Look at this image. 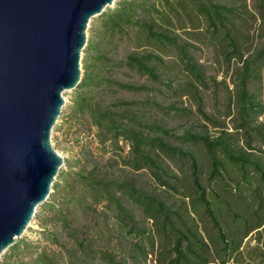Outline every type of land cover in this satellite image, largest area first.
I'll use <instances>...</instances> for the list:
<instances>
[{
  "label": "trees",
  "instance_id": "1",
  "mask_svg": "<svg viewBox=\"0 0 264 264\" xmlns=\"http://www.w3.org/2000/svg\"><path fill=\"white\" fill-rule=\"evenodd\" d=\"M258 5L264 22V0ZM99 21V44L133 39L136 51L115 62L99 53L98 45L90 46L67 123L96 129L99 143L106 148L110 142L120 161L111 157L102 167L92 157L78 170L68 167L61 172L42 206L46 214L40 223L41 241L19 239L4 263L264 264L263 151L254 159L255 139L264 147V131L251 125L264 108L248 90L264 68V42L245 58L257 21L247 0H122ZM196 45L214 47L221 66L231 69L236 64L231 71L237 90L229 94L224 118L205 110L204 95L212 88L218 94L223 83L209 77L196 61ZM174 52L177 60L168 63L166 57ZM124 66L152 82L179 69L186 83L177 91L193 101L196 113L175 105L168 111L195 115L204 131L174 135L180 140L175 144L168 140L172 132L161 123H147L148 108L135 102L106 104L115 89L147 90L113 79L114 70ZM143 105L162 107L155 101ZM204 152L207 172L200 165ZM119 163L134 174L146 170L156 187L146 190L134 177L119 180L109 172ZM250 189L253 202L247 205L243 194ZM135 209L142 215L140 222ZM80 214L89 217V223ZM62 234L69 236L71 247L61 240Z\"/></svg>",
  "mask_w": 264,
  "mask_h": 264
},
{
  "label": "water",
  "instance_id": "2",
  "mask_svg": "<svg viewBox=\"0 0 264 264\" xmlns=\"http://www.w3.org/2000/svg\"><path fill=\"white\" fill-rule=\"evenodd\" d=\"M122 0H0V260L65 165L53 133L82 82L91 22Z\"/></svg>",
  "mask_w": 264,
  "mask_h": 264
},
{
  "label": "rangeland",
  "instance_id": "3",
  "mask_svg": "<svg viewBox=\"0 0 264 264\" xmlns=\"http://www.w3.org/2000/svg\"><path fill=\"white\" fill-rule=\"evenodd\" d=\"M260 0H247V4L253 14L257 16V21L253 24L251 29V36L253 37V45L251 49L245 50V58H248L257 53L259 49H261L264 38V22L261 18V15L258 11V3ZM100 18H95L90 25L88 30V43L87 47L84 50V55L82 59V70L83 76L85 74L86 63L89 61V48L91 45H98L99 53H104L111 60L115 62H119L124 60L128 55L134 53L136 51L133 43V39L127 38H116L112 41H107L102 44H99L97 41L96 32H98ZM185 37L181 39V42H184ZM249 51V53H248ZM192 55L195 57L196 61L205 67V70L209 77L214 78L218 83H223L222 90L217 93V89L212 88L209 92H207L205 97V110L208 114L217 115L221 118H224V114L227 110V102L229 98L230 92H236V84L235 78H233V72L231 69L234 68V65L231 66V69L223 65L219 64V57L215 53V49L212 46H202L196 45V48L192 49ZM177 60V53H171L168 57H166V61L168 63L174 62ZM235 63V62H234ZM113 79L118 82L124 84H130L134 86H145L147 88L146 91L143 92H127V91H118L117 89L113 90V93L110 94L106 104L118 103L120 101L124 102H135L138 103L140 107L148 108L146 121L147 123H161L165 129H168L172 132V137H169L168 140L172 143L179 144L180 135H183L186 132L191 133H201L203 132V124L200 123L195 115L189 117H183L181 115H177L176 113H170L168 108L171 105H175L178 108H184L191 110L193 113H196V106L193 101L190 100L189 97H182L179 95V91L181 86L186 83L185 75L180 74V70L177 69L170 72H164L162 75V79L159 82H152L147 77L141 75L137 70L128 68L126 66L115 69L112 74ZM83 79V78H82ZM173 81L174 84H170ZM78 90V89H77ZM69 91L65 94L66 104L63 109V114L58 124L55 127L53 133V146L55 150L64 158L65 165L62 168L61 172L68 170V167H73L76 170L82 167V164L93 161L92 157L98 158L102 167L107 163L109 158L115 157L116 160H119V155L116 153L117 148L110 147V142L106 144V148L99 143L98 138L96 136L97 131L94 128L86 127L80 128L75 127L73 123H67V119L70 117L72 107L75 101V92ZM248 90L251 94L255 95L258 99V102L264 108V68L260 72V77L253 81L251 80L248 84ZM155 101L161 108H156L150 105H143L146 102ZM228 124L230 125V134L234 133L233 124L230 120H228ZM252 127L260 128L264 131V110L263 113L254 116V119L251 122ZM214 134V132L212 133ZM174 135H177L174 137ZM254 143V147L256 151L254 152L255 158L257 159L258 154L263 151L264 147L261 146V141H257ZM121 147L126 148V154L129 152V148L125 146L124 142H121ZM186 151L194 150L197 152V149H192L190 146H184ZM116 152V153H115ZM200 151L198 150V156L200 155ZM256 153V154H255ZM206 159L205 152L201 155L200 165L202 169L206 167L208 164ZM173 164L172 161L167 160L166 162ZM127 171V173H123ZM204 171L207 172V168H204ZM109 172L117 176L119 180H125L129 177H134L138 180L139 185L144 187L146 190H152L156 187V184L153 183L151 175L146 171H140L138 174H134L119 163V166L114 169H110ZM254 185V183L252 184ZM215 190H217V186L215 185ZM253 191L252 189L246 191L243 195L245 197V202L247 205L252 204L253 202ZM51 198V197H50ZM49 201V200H48ZM46 204V203H45ZM44 206V205H42ZM42 206L38 209L37 214L33 222L31 223L28 231L25 233L24 237L39 242L41 241L43 229L41 226V218L46 214ZM254 209L257 206H253ZM136 219L140 222L142 221V215L138 210H134ZM81 215V220L83 222L89 223V217L85 215ZM23 237V238H24ZM19 240V239H18ZM17 240V241H18ZM61 240L71 247V240L67 234L61 235ZM250 240H246V244H249ZM255 243L251 242V247L254 246ZM5 256V255H4ZM3 256V258H4ZM3 258L0 260V264H5ZM7 264V263H6ZM148 264H154L149 261Z\"/></svg>",
  "mask_w": 264,
  "mask_h": 264
}]
</instances>
